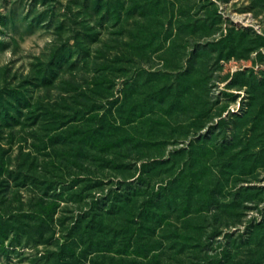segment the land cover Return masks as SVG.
Segmentation results:
<instances>
[{"label":"rangeland","instance_id":"374dc122","mask_svg":"<svg viewBox=\"0 0 264 264\" xmlns=\"http://www.w3.org/2000/svg\"><path fill=\"white\" fill-rule=\"evenodd\" d=\"M0 264H264V0H0Z\"/></svg>","mask_w":264,"mask_h":264},{"label":"trees","instance_id":"16d2710c","mask_svg":"<svg viewBox=\"0 0 264 264\" xmlns=\"http://www.w3.org/2000/svg\"><path fill=\"white\" fill-rule=\"evenodd\" d=\"M150 205V200H145V208L148 209Z\"/></svg>","mask_w":264,"mask_h":264}]
</instances>
